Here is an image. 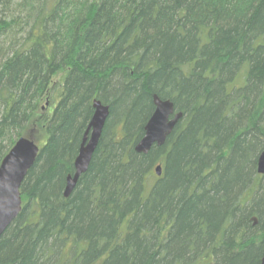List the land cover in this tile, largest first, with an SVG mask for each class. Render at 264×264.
<instances>
[{"label":"trees","instance_id":"trees-1","mask_svg":"<svg viewBox=\"0 0 264 264\" xmlns=\"http://www.w3.org/2000/svg\"><path fill=\"white\" fill-rule=\"evenodd\" d=\"M154 94L183 117L139 154ZM44 96L0 264H260L264 0H0V162ZM95 98L109 115L65 198Z\"/></svg>","mask_w":264,"mask_h":264},{"label":"water","instance_id":"water-1","mask_svg":"<svg viewBox=\"0 0 264 264\" xmlns=\"http://www.w3.org/2000/svg\"><path fill=\"white\" fill-rule=\"evenodd\" d=\"M152 99L154 110L144 126L143 136L133 147L139 154H147L153 145L162 146L183 117L182 112L175 111L172 100L161 99L156 94ZM92 107V117L73 162V174L66 177L63 191L65 198L70 196L81 175L87 171L109 115V105L99 99L93 100ZM38 153L39 146L33 140L20 137L0 162V237L22 209L20 187L29 169L34 165ZM154 169L160 176L161 165H156ZM257 172L264 175V149L257 159ZM260 264H264V253Z\"/></svg>","mask_w":264,"mask_h":264},{"label":"rangeland","instance_id":"rangeland-1","mask_svg":"<svg viewBox=\"0 0 264 264\" xmlns=\"http://www.w3.org/2000/svg\"><path fill=\"white\" fill-rule=\"evenodd\" d=\"M60 81H61V75L55 76L51 81V97L56 96V92L60 87ZM241 80H238L237 83H240ZM51 97L49 99L47 97H42L40 99L39 109L35 114L33 115V121L29 126V130H31V133L33 134L32 140L37 144L40 145L43 142L44 136L42 132V127H39V119L42 116L43 111L45 109L49 108L48 102L51 101ZM46 107V108H45ZM45 108V109H43ZM35 120V121H34ZM158 175L155 172L154 166H151L149 169V176L147 178L146 186L147 189L150 188V186L155 182Z\"/></svg>","mask_w":264,"mask_h":264}]
</instances>
